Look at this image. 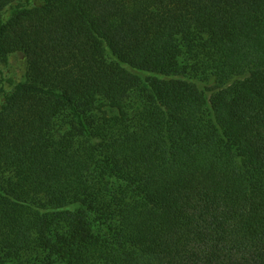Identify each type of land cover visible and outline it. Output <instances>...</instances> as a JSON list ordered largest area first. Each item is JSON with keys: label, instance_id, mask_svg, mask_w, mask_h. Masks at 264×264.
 Listing matches in <instances>:
<instances>
[{"label": "trees", "instance_id": "1", "mask_svg": "<svg viewBox=\"0 0 264 264\" xmlns=\"http://www.w3.org/2000/svg\"><path fill=\"white\" fill-rule=\"evenodd\" d=\"M37 1L0 0V264H264V0Z\"/></svg>", "mask_w": 264, "mask_h": 264}, {"label": "rangeland", "instance_id": "2", "mask_svg": "<svg viewBox=\"0 0 264 264\" xmlns=\"http://www.w3.org/2000/svg\"><path fill=\"white\" fill-rule=\"evenodd\" d=\"M38 1L36 0L35 3ZM26 64L25 58L22 54L17 53L9 57L8 64H0V78L3 77H13L16 81H23L25 76ZM1 86V85H0ZM5 89H8L7 86H4ZM2 96L0 93V103Z\"/></svg>", "mask_w": 264, "mask_h": 264}]
</instances>
